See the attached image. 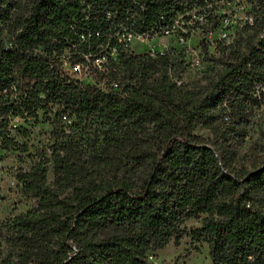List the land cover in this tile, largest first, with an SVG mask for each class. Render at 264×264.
Masks as SVG:
<instances>
[{"label":"trees","instance_id":"1","mask_svg":"<svg viewBox=\"0 0 264 264\" xmlns=\"http://www.w3.org/2000/svg\"><path fill=\"white\" fill-rule=\"evenodd\" d=\"M203 2L0 0L3 146L12 141L9 116L57 107L53 122L73 120V135L55 124L52 186L40 163L18 175L38 207L7 230L16 264H147L199 216L196 236L212 264H264V145L248 166L237 154L253 111L264 114V0L243 36L217 47V60L200 45L208 69L193 81L183 80L190 65L177 49L156 58L121 53L93 84L49 70L53 49L82 33L99 32L100 42L120 23L139 30Z\"/></svg>","mask_w":264,"mask_h":264},{"label":"rangeland","instance_id":"2","mask_svg":"<svg viewBox=\"0 0 264 264\" xmlns=\"http://www.w3.org/2000/svg\"><path fill=\"white\" fill-rule=\"evenodd\" d=\"M223 1L218 9V14L235 15L238 19L237 27L233 30L234 41H237L239 34H242L245 27L244 21L249 15H252L253 6L260 0H219ZM197 22V26H201ZM243 36V34L241 35ZM203 34L197 31L192 34L190 45L194 50H199V43ZM169 39H154L149 44L133 43L131 49L135 54H144L153 49L160 52L165 49ZM170 44V43H169ZM174 45V44H172ZM153 46V48H151ZM220 52H215L217 60ZM208 66L204 60L201 68L189 66L183 80L186 82L201 78ZM57 107L51 111L40 109L36 117H28L15 121V128L9 127L12 119L8 118L6 134L11 138L7 148L3 146L0 140V264H16V250L8 238V228L14 217L20 214L33 213L37 210L38 203L36 199L26 198L22 195V183L18 180V175L28 173L35 164L40 163L47 169V184L52 186L53 175L50 155L52 147L57 136L55 132L54 114ZM254 119L246 129V137L243 141L237 142L238 156L241 163L245 166L250 165V159L258 158V151L264 145V114L262 109L253 111ZM73 120L60 123L57 126H63L66 134H72ZM227 123L223 124V127ZM74 133V132H73ZM196 134L203 139H212L209 131L198 128ZM204 216L193 218L186 221L181 227L182 236L176 244L174 240L164 249L148 253L147 264H212L207 244L198 239L196 232L202 227Z\"/></svg>","mask_w":264,"mask_h":264},{"label":"built area","instance_id":"3","mask_svg":"<svg viewBox=\"0 0 264 264\" xmlns=\"http://www.w3.org/2000/svg\"><path fill=\"white\" fill-rule=\"evenodd\" d=\"M220 2L223 1L204 0V6L197 11L185 12L171 19L158 16L148 26L139 30H135L133 25L120 23L110 30L100 42L96 40L100 37L99 32L82 33L76 41H68V46L64 47L62 51L59 48L53 49L48 57L49 70H55L60 77L66 78L69 83L93 84L95 78L107 77L113 62L121 53L132 51L131 45L133 43L149 44L156 38H167L170 44L165 45V49L160 52L151 49L142 55L156 58L177 49L184 54L191 67L199 69L204 61L201 44H207L209 54L214 55L217 47H229L234 42L233 30L238 24L237 16H230L225 13L217 15L218 9H221ZM141 9L144 10L143 7ZM253 16L252 12V15L250 14L245 19V26L253 25ZM197 22L202 23L200 27L197 26ZM197 31L203 34V38L201 44L199 43V50H194L190 45V39L192 34ZM110 87L117 89L118 85L112 82ZM31 116L27 111L16 116H9L12 119L9 127L15 128V121ZM67 120L66 115L62 116L61 121Z\"/></svg>","mask_w":264,"mask_h":264}]
</instances>
